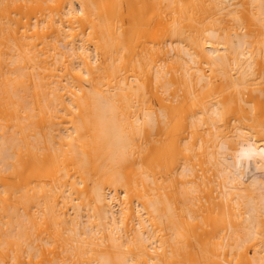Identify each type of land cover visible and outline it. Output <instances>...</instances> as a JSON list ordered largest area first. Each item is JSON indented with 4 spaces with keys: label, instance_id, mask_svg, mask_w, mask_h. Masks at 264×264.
I'll return each mask as SVG.
<instances>
[{
    "label": "bare ground",
    "instance_id": "1",
    "mask_svg": "<svg viewBox=\"0 0 264 264\" xmlns=\"http://www.w3.org/2000/svg\"><path fill=\"white\" fill-rule=\"evenodd\" d=\"M0 264H264V0H0Z\"/></svg>",
    "mask_w": 264,
    "mask_h": 264
}]
</instances>
